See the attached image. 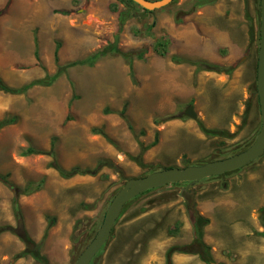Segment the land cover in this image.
Returning <instances> with one entry per match:
<instances>
[{
  "label": "rangeland",
  "instance_id": "obj_1",
  "mask_svg": "<svg viewBox=\"0 0 264 264\" xmlns=\"http://www.w3.org/2000/svg\"><path fill=\"white\" fill-rule=\"evenodd\" d=\"M29 2L15 0L0 10V82L9 89L35 83L24 93L0 88V122L11 121L0 130V174H8L13 185L0 181V228H7L0 233V264H40L31 256L16 258L26 246L13 231L18 229L15 198L25 230L41 243L48 264H75L128 179L223 159L256 140L262 126L261 113L252 115L256 74L247 96L243 87L249 77L198 70L196 61L236 69L253 55L258 58L261 0H217L203 7H196L195 0H174L154 11L119 0L110 5L75 0L68 14L50 9L55 23L49 25L45 19L33 24L41 10ZM121 13L127 15L123 24ZM205 26L214 29L212 39L218 33L232 40L235 58L222 41L209 46L206 56L201 44ZM189 34L196 42L187 50L180 37ZM116 36L118 50L108 52ZM159 42L163 54L154 49ZM145 47L139 59L136 54ZM123 53L133 56V74ZM96 54L100 57L93 67L77 64ZM65 66L52 85L38 84ZM106 73L113 75L111 80ZM189 106L196 120L185 115ZM200 124L226 134L208 137ZM29 148L45 154L25 156ZM54 163L67 171L98 168V173L63 178L51 167ZM30 182L43 186L20 194ZM239 191L241 198L255 193L261 226L264 155L235 173L194 185L172 184L133 199L93 264H166L172 247L190 251L175 252L172 264H207L194 246L196 214L209 219L203 242L211 264H264V232L255 233L251 249H242L235 239Z\"/></svg>",
  "mask_w": 264,
  "mask_h": 264
},
{
  "label": "water",
  "instance_id": "obj_2",
  "mask_svg": "<svg viewBox=\"0 0 264 264\" xmlns=\"http://www.w3.org/2000/svg\"><path fill=\"white\" fill-rule=\"evenodd\" d=\"M144 10L162 9L174 0H132ZM118 36L108 52L118 50ZM257 92L260 104L262 126L256 140L246 150L232 156L207 162L202 165H191L184 168L170 167L154 171L146 176L128 179L115 195L107 208L104 220L93 240L80 254L75 264H91L95 256L107 243L124 207L133 199L150 190L168 185L188 183L197 184L205 179L217 177L242 169L264 155V0H261V29L257 67ZM185 115L194 120L198 118L193 106L186 109Z\"/></svg>",
  "mask_w": 264,
  "mask_h": 264
},
{
  "label": "trees",
  "instance_id": "obj_3",
  "mask_svg": "<svg viewBox=\"0 0 264 264\" xmlns=\"http://www.w3.org/2000/svg\"><path fill=\"white\" fill-rule=\"evenodd\" d=\"M120 2H124L127 3L128 5L130 4H135L132 0H119ZM154 1V0H153ZM217 0H195V6L196 7H203L206 5H212L216 2ZM136 6H138L137 4H135ZM0 16H1V12H0ZM121 17V23L123 24L124 21H126V13H121L120 14ZM164 46V44L162 43H157L156 46L154 47L155 51L158 53H162L163 52L160 50V47L162 48ZM59 47V44H58ZM147 52V48L145 47L143 50H141L138 54H136V56L139 59H143L144 55ZM123 57L128 60L129 62V66H130V71L131 74H133V67H132V59L133 56L130 53H123L122 54ZM100 57V54H96L88 59H85L83 61H80L77 64H81V65H88L90 67H93L96 63V61L98 60V58ZM183 61V60H182ZM184 62V61H183ZM196 65L198 66V70H208V71H215L217 73H226V74H230L231 72L234 71L235 67H229V68H222L219 67L217 65H210L207 63H196ZM69 66H65V67H61L54 75L50 76V75H46L43 79H41L39 81L38 84L42 85V86H50L52 85L56 80H58L66 71V69ZM35 83L26 85L20 89H9L7 88L2 82H0V88L3 91L6 92H10V93H24L26 92L30 87L34 86ZM124 115V112L122 113V116ZM71 117L68 116L66 121H70ZM8 124H11V121L8 120H3L0 122V130L2 128H4L5 126H7ZM200 127L202 129V131L208 136V137H215V136H223L224 134H226L225 132H221V131H217V130H209L207 128H205L202 124H200ZM130 130H132V127H129ZM95 133L100 134L102 136H104L106 139H108L107 135L105 134V132L101 129H94L93 130ZM157 140H155L152 145H154V143H156ZM252 143V142H251ZM252 145V144H251ZM250 145H248L249 147ZM32 154H45L42 151H39L35 148H29L27 151L24 152L25 156H29ZM131 159L135 160L136 162H138V164L140 166H144V163L141 162V160L139 158L136 157H132ZM52 168L56 169L60 176L63 178H72L76 175H96L98 173V168L94 169V170H90V169H81L79 167H75L71 170H64L61 167H59L56 163H54L53 165H51ZM170 168V167H169ZM239 170L233 171V172H229L226 174H230V173H235ZM218 177V176H217ZM214 178V177H212ZM210 179V178H208ZM206 179V180H208ZM0 181H2L4 184H6L7 186H9L10 188L13 187V185L10 183L9 181V175H1L0 174ZM180 184V183H179ZM43 186L42 182L39 183H34V182H30L26 185V187H24V189L20 192V194H24V195H30L34 192L39 191ZM152 191V190H150ZM147 191V192H150ZM146 192V193H147ZM145 194V193H144ZM186 195H188L189 193L185 192ZM139 197V196H138ZM137 198V197H136ZM86 207V206H85ZM87 208V207H86ZM14 212H15V216L16 219L18 221V229L13 230L17 236L25 243L26 249L20 253L19 255L16 256V258H21V257H26V256H31L33 257L37 262H39L40 264H48V260L45 256H43V254L41 253V243L37 244L32 238L31 236L28 234V232L25 230L24 228V217L21 211V207L19 205V200L18 198H15L14 200ZM261 213V218H262V223L264 225V207L261 208L260 210ZM193 226H194V234H195V245L194 246H198L199 249V255L201 257V259L206 262L207 264H211V258H210V249L208 246H206L203 242V238H204V227L206 225L209 224V219L201 216V215H194L193 217ZM7 230V228H0V233H2L3 231ZM186 249V247H184ZM185 249H181L178 247H172L167 251V255H166V264H172V256L175 252H184V253H188L190 251L185 250ZM102 251V250H101ZM100 251V252H101ZM98 256V254L95 256V258L93 259L92 263H94L96 257Z\"/></svg>",
  "mask_w": 264,
  "mask_h": 264
},
{
  "label": "crops",
  "instance_id": "obj_4",
  "mask_svg": "<svg viewBox=\"0 0 264 264\" xmlns=\"http://www.w3.org/2000/svg\"><path fill=\"white\" fill-rule=\"evenodd\" d=\"M14 1L15 0H0V10L2 8H4L5 6H7V5H8V9L11 8V5H12V3ZM25 1H27V2L30 1V2L35 3L38 6L39 10H41L40 12L38 11V12L35 13V17L34 18H36V20L35 21L32 20L33 24H34V22L36 23L37 20L38 21H40V20L42 21L43 19H45L44 23L49 25L50 22L52 24L55 23L54 22L55 18H54V16H52L53 13L50 11V9H60L61 8V10H63V11H58V12H60L62 14H68L69 13L68 10L73 9V5H74V1L75 0H21V3L25 2ZM99 1H101L102 3L106 2L109 5L114 3V0H111V1L99 0ZM120 3H122V2H120ZM122 4H126L127 6H129L127 3H124V2ZM26 8H28V7H26ZM210 27L205 26L204 32H205L206 38H203L202 39V43H201L202 47H204L207 50L206 56H208L210 51H212V50L208 51V49H209L208 47L209 46L212 47V45H214L215 43L218 44V42L220 43L222 41V42H225L227 44L226 46H228L231 49V54H230L231 58H235V56L237 54V50H236L235 44L232 42V40L230 38H228V37H224V35L221 36L218 33L214 34L213 35V39H212V37L209 35V32L213 31L214 29L210 28ZM56 30L57 29H54V31H52L51 33L54 34L55 32H57ZM62 31H64L63 28H62ZM69 36H67V38H69ZM216 36H220L221 40H215ZM180 38L182 39V42L185 44V47H186L187 50H189L194 45V43L196 42V41H194L192 35H190V34L189 35H184V36H182ZM45 46H47V44ZM258 54H259V51H258ZM255 57L256 56L253 55L251 57V59L249 60V62H247L246 64H242V65L238 66L232 73L234 78H237V79L242 77L243 75H244V77H249L250 78L249 80H247L246 85L243 87V89L245 91V95H247V96H248V87L251 86V84L253 83V79L255 77V74H256V84H257L258 58H255ZM184 60H186V59H184ZM201 61H203V60L196 61V62L198 63V62H201ZM206 62L210 63L211 61L210 62L206 61ZM192 63H194V62L192 61ZM226 63H228V61H226ZM213 64L221 65V64H218V63H213ZM221 67H225V63H224V66L221 65ZM226 68H229V67H226ZM208 73L212 74V72H208ZM213 76L214 77H211V78L213 80H217L218 77L216 75H213ZM228 78H229V76L226 75V79H228ZM244 91H242V94H244ZM252 103H253L252 104V115H253V118H255L257 116V113L258 114L261 113L260 112L259 99H258V92H257L256 99L254 98L252 100ZM238 194H239L238 195V198H239L238 199V201H239L238 204L239 205L238 204L237 205H238V211H239V217H238L239 218V225H238V228H237V232L235 234V239L238 240L240 245H242V249H246V248H250L251 249L252 245L255 248V244L254 243L256 242L257 237H258V236H256L255 233L256 232H262V233L264 232L263 223H261V226L260 225L258 226L257 222H256V208H257L256 196H255V193H254V195H252L251 198L248 197V196H245V197L241 198L240 197L241 191H239ZM262 227H263V230L260 229ZM262 236H264V234ZM251 251H248L247 256H250L248 254L251 253ZM244 253H246V252L244 251ZM255 255H256L255 249H253L252 256H255Z\"/></svg>",
  "mask_w": 264,
  "mask_h": 264
},
{
  "label": "bare ground",
  "instance_id": "obj_5",
  "mask_svg": "<svg viewBox=\"0 0 264 264\" xmlns=\"http://www.w3.org/2000/svg\"><path fill=\"white\" fill-rule=\"evenodd\" d=\"M95 22V21H94ZM22 53H25V52H22ZM106 74H109L108 75V78L106 79L107 81H109V80H111L112 79V77H113V75L111 74V73H106ZM106 81V82H107ZM109 83V82H108Z\"/></svg>",
  "mask_w": 264,
  "mask_h": 264
},
{
  "label": "clouds",
  "instance_id": "obj_6",
  "mask_svg": "<svg viewBox=\"0 0 264 264\" xmlns=\"http://www.w3.org/2000/svg\"><path fill=\"white\" fill-rule=\"evenodd\" d=\"M206 180V179H205Z\"/></svg>",
  "mask_w": 264,
  "mask_h": 264
},
{
  "label": "flooded vegetation",
  "instance_id": "obj_7",
  "mask_svg": "<svg viewBox=\"0 0 264 264\" xmlns=\"http://www.w3.org/2000/svg\"><path fill=\"white\" fill-rule=\"evenodd\" d=\"M254 162V161H253Z\"/></svg>",
  "mask_w": 264,
  "mask_h": 264
}]
</instances>
